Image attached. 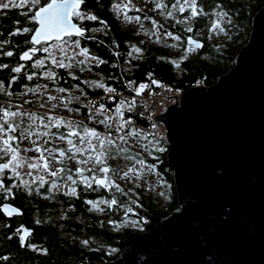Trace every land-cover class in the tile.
<instances>
[{"label": "trees", "instance_id": "obj_1", "mask_svg": "<svg viewBox=\"0 0 264 264\" xmlns=\"http://www.w3.org/2000/svg\"><path fill=\"white\" fill-rule=\"evenodd\" d=\"M135 1L136 8L130 11L125 9V11L128 17L131 15L139 16L138 22L136 20L132 22L131 19L123 22L117 19L112 9V3L115 0H86L83 4L81 11H90L98 19L90 22L78 21V25L85 29V33L83 37L73 36L72 39L79 38L82 48H86L90 54L106 61L99 66L93 63L89 64L91 70L88 68L89 73L87 75L83 74L84 70L80 71L81 66H76L71 71L78 79L73 80L68 75L69 70L55 68L51 60L45 59V68L43 69L28 68L22 70L21 74L11 73L10 69H2L0 70V80L7 85L12 75H19L21 78L13 83L9 89L14 93L22 91V85L32 87L39 83L47 84L49 89H54L56 87L71 88L72 85L79 84L80 88L87 93L86 99L81 97L83 104L90 96L101 91V89L90 87L83 81H100L105 86H113L123 91L131 89L128 87L129 81L134 82L133 87L137 81L151 78L170 83L182 92L197 82L209 86L215 82L217 76L226 72L233 65L236 53L247 41L253 14L264 4V0H197L198 7L204 8L208 15L186 19L190 13L174 11L172 17L167 16L166 13L172 10L171 5L175 3V0ZM156 3L168 7L157 9ZM216 4H222L224 9L231 13L232 19V24L222 25L227 33L223 34L229 39L224 47H221L227 48L226 52L223 50V55H219L218 51L220 50L218 48L220 47L215 48L205 38V35L197 36L202 30H208L211 26L212 20L215 19L212 12ZM23 11L26 9H0V40L7 39L9 41L3 46V50L16 53L13 57L0 56V63H8L10 67L19 62L18 53L26 47L25 41L28 40L30 34L9 36V31H14L18 27L21 29L34 27L31 21L20 14ZM17 21L19 23H16ZM97 27H101V29L97 32L90 31V29ZM188 27L192 28L191 32L187 31ZM157 29L177 35L179 39L176 48L184 47L187 44L185 43L187 35H192L198 39L201 37L203 46L196 49L194 54H188L180 59L171 58L168 56L169 52H165L155 42ZM233 42L236 43L234 49L231 48ZM131 44L138 46L142 52L132 63L131 68L125 70L121 63L124 53ZM184 52L185 50L180 54L183 55ZM204 53H209L210 59L202 57ZM44 54L40 51L38 58L42 59ZM175 60L180 62L179 70H176ZM49 66L54 67L58 77H60L56 85H53L44 76V72L48 70ZM24 71L36 72L37 76L32 81H28L23 77ZM70 94L79 95L80 93L75 89H72L71 93H56L60 96ZM0 96L6 100H15V95L11 98L3 94ZM24 101L20 100L19 103L25 106L39 107V102L33 101L31 104H24ZM69 107L79 108V112H68L62 107L55 110L76 116L85 114V107L79 103H72ZM25 111H30V109ZM128 115L139 117L138 108L135 107L131 113L126 111L125 116ZM71 120L81 121L76 118ZM83 122L89 127H96L97 130L103 131V127L94 122L87 120ZM61 130L67 131L66 129ZM160 144L165 148V151L155 153L158 159L143 157L148 163L155 164L156 171L162 176L161 187L157 192L144 189L140 185L137 187L135 184L130 192L124 189L128 195L123 196L120 193L109 192L105 189H100L98 192L85 191L83 184H80L77 186L79 198L70 197L64 195L65 191L62 190L50 193L48 189L51 188V181L54 178L44 174L48 183H45L43 187H38V181L31 183L34 179L32 177L28 188L23 186L13 188L12 195L8 196L7 199L3 198L4 193H0V264H95L99 261L108 262L113 259L123 248L124 237L134 230L130 226L116 225L117 221L119 222L123 218L124 209L131 208L132 211L128 214L143 223L144 220L135 214L136 209H145L153 215L165 216L178 204L172 170L166 161L168 146L161 141ZM52 146L53 144L48 145V147ZM54 146L68 147L66 142L62 141H56ZM120 161H110L109 163L111 167H119ZM57 167L71 168L74 171L80 165L76 164L75 161H65L63 165H53V170ZM8 177L10 176L5 173L2 178L6 187H10L13 182L18 184V181H13ZM56 182L59 183L60 181L57 180ZM160 193H164V195H160ZM113 195L119 201V206L114 205L112 208H108L103 205V212L88 211L91 206L84 203L85 200L111 199ZM6 201L18 206L22 210V214L19 216L5 215L1 210V205ZM21 224L32 229V232L25 237L23 242L20 239V232L17 233ZM81 240H88L89 244L83 245Z\"/></svg>", "mask_w": 264, "mask_h": 264}, {"label": "water", "instance_id": "obj_2", "mask_svg": "<svg viewBox=\"0 0 264 264\" xmlns=\"http://www.w3.org/2000/svg\"><path fill=\"white\" fill-rule=\"evenodd\" d=\"M156 121L165 123L178 204L165 216L136 209L144 230L95 264H264V4L233 65L209 86L188 87ZM5 205L22 214L6 201L5 215Z\"/></svg>", "mask_w": 264, "mask_h": 264}, {"label": "snow or ice", "instance_id": "obj_3", "mask_svg": "<svg viewBox=\"0 0 264 264\" xmlns=\"http://www.w3.org/2000/svg\"><path fill=\"white\" fill-rule=\"evenodd\" d=\"M83 3H85V0H0V9H26L20 14L34 24V27H23L22 29L18 27L8 33L9 36L23 33L30 34V39L25 41V45L30 46L27 47V50L18 53L19 61H33V56L40 51L48 53V57L45 59H51L55 68L69 70L68 75L73 80L78 79L71 71L74 67L81 66L80 71H83L85 67H88L89 62H95L97 66L106 63V61L90 55L86 48H80L79 39H72L74 35L78 37L84 35V29L73 23V18L81 21L98 19L95 15L80 11V5ZM129 4L130 0L128 3L114 4L113 8L119 12L128 8ZM155 7L160 9L168 6L156 3ZM171 8L172 10L166 13L168 17H172L174 11L190 13L189 16H186V19L208 15L204 8L198 7L197 0H175ZM212 15L215 19L211 22L210 31L227 34L225 27L222 25L232 24L231 13L225 10L222 4H216ZM126 19H135L138 22L140 17L129 18L126 16ZM16 23H19V21ZM93 31H97V29H93ZM187 31L191 32L192 28L188 27ZM166 34L168 36L172 35L171 33ZM174 39L178 40L179 37H174ZM188 42L194 44L196 49L202 47L200 43L191 38ZM8 43L7 39L0 40V56L13 57L16 55L13 51L3 50V46ZM36 45H40V47L37 48ZM50 48L63 53V56L57 58L53 52L49 51ZM69 48L73 49L72 55L67 54ZM78 48L80 51L76 52L75 49ZM133 51L139 53L140 49L133 47ZM128 55L132 56V52H129ZM78 56H82L83 59H77ZM45 59H35L31 67L36 69L45 68ZM25 67L24 63H17L16 66L12 67L8 63H0V70L10 69V72L15 74H21ZM55 68L49 66L48 70L44 72L45 78L50 80L53 85L58 84L60 79ZM89 70L91 69L89 68ZM36 76V72H23V77L28 81H32ZM20 78L19 75H12L7 85L0 80V94L11 98L13 95L26 96L31 93L37 97L41 109L46 108L49 104L51 107L44 113H37L23 110V105L13 106L10 102L0 104V193L5 194L4 199L12 195L13 188H20L21 186L28 188L30 182L24 180L23 175L33 176V172L36 175L31 183L38 181V187H43L45 183H48L44 175L40 174L46 173L54 178L51 181V188L48 189L50 193L58 192L63 185L67 189L63 193L64 195L79 198L77 186L80 184H83L85 191L98 192L100 189H105L109 192L114 191L127 196L128 192H125L121 185L117 183V178L134 182L140 180L145 172L155 171L156 165L148 163L143 158L142 153H146L147 156L156 160L158 157L155 153H162L165 148L161 146L160 139L156 134L136 128L131 116L125 118V112L131 113L136 107L135 97L120 99L113 110L110 106L106 107L103 101L115 100L117 90L111 86L106 87L103 82L83 81L90 87L102 89L104 92V95L98 100H88L87 104H83L81 97L86 99L87 93L80 88L79 84L72 85L71 88L56 87L49 89L47 84L37 83L35 87L22 85L25 91L21 93L10 91L12 84ZM133 83V81H129L128 87L131 88L136 97H139L148 88L147 84L132 87ZM152 83L158 82L153 80ZM72 89L80 94L67 96L50 94L51 91L58 94L71 93ZM31 103L30 100L24 101V104ZM72 103H79L82 107H85L87 109L85 119L102 126L103 131L97 130L96 127H89L83 121L65 119L62 116L51 114L53 110L60 107L68 112H79V108L69 107ZM25 124H27L26 127ZM153 128H155V125H153ZM52 129H55V131H52ZM23 140H29L33 147L21 150L19 142ZM141 140L144 141L141 150L134 151L130 141L138 143ZM56 141L66 142L68 147H56L54 146ZM49 144H53V146L48 147ZM21 151H35L39 155L25 159L21 155ZM119 160L127 162L124 168L110 166V161ZM65 161H75L80 167H76L74 171L65 167H57L53 170V165H63ZM22 168H27L28 171L22 174L20 171ZM6 172L12 174L8 179L19 180V183L13 182L10 187H6L2 179ZM85 173H88V175H85ZM57 180L61 183L58 184ZM94 185L95 187H93ZM136 186L139 187L138 184ZM160 195H164V193H160ZM84 203L91 206L88 211L103 212L104 208H101V205H106L108 208H112L114 205L119 206V201L115 195L111 199L85 200ZM4 210L7 215L19 214L17 209L10 208L8 205L4 206ZM131 211V208H126L125 214L127 215ZM19 232L20 229H17V233ZM28 234L25 232L24 235H21V242L25 240ZM81 244L88 245L89 241L81 240Z\"/></svg>", "mask_w": 264, "mask_h": 264}, {"label": "rangeland", "instance_id": "obj_4", "mask_svg": "<svg viewBox=\"0 0 264 264\" xmlns=\"http://www.w3.org/2000/svg\"><path fill=\"white\" fill-rule=\"evenodd\" d=\"M129 0H115V2L112 3V9H113V12H114V15L117 17V19L125 22L129 19H126V16H127V13L125 11V9L123 11H116L114 8H113V5L114 4H123V3H128ZM136 5V1L135 0H130V4H129V7L126 8L128 11L130 10H133L135 9ZM82 13H86L88 14L86 11H81ZM128 17V16H127ZM134 16L131 15V17L129 18H133ZM132 22L135 21V19H131ZM130 26H131V23H130ZM93 29H97V31H99L101 29V27H97V28H92L91 29V32H97V31H93ZM205 35L206 39L210 42V44L214 45L215 48H218V51L219 52V55H223V50L224 52L227 51V48H221L222 46L224 47V44L226 42L229 41L228 37L226 35H224L223 33H217V32H213V31H210V27L209 29H204L202 30L201 33H198L197 36H203ZM155 42L157 43V45H159L165 52H169V57L171 58H176V59H180L181 57H185L187 56L188 54H194L196 53V48H194L192 45H187L185 44L184 47L182 46H179L176 48L177 44H178V40L177 39H174V37H177V35H171V36H168L166 34V32H164L163 30H159L157 29L156 31V34H155ZM201 38V37H200ZM199 38V39H200ZM203 38V37H202ZM67 39V37H66ZM76 39H79L77 37L73 38V40H76ZM51 43V42H50ZM235 42H233V46L231 48H235ZM133 47H136V48H139L138 46L134 45V44H131L129 49L126 50V53H124V56H123V61H122V68H124L125 70H128L129 68H131L132 66V63L135 61V59L141 54L142 50L140 49V52L139 53H136L133 51ZM80 48H82L80 46ZM169 48H171L169 50ZM190 49H194V50H190ZM184 52V54H180L181 52ZM50 52H53V54L57 57V58H61L63 56V53H60L58 51H55L54 49L50 48L49 49ZM76 52H79L80 49H75ZM129 52H132V56H129L128 53ZM44 53V52H43ZM73 53V49L69 48L67 49V54L68 55H72ZM216 53V51H215ZM92 55V54H90ZM94 56V55H92ZM46 57H48V53H45L44 56L42 57V59H45ZM168 57V58H169ZM204 58H207V59H210V55L209 53H204L203 56ZM77 59H83L82 56H78ZM51 60V59H49ZM102 60V59H101ZM170 60H173V59H170ZM176 61V60H175ZM178 61H181V60H178ZM67 62V61H66ZM96 64L95 62H89V64ZM175 63V67H176V70H179V63L180 62H174ZM89 64H88V67H85L84 68V71H83V74L84 75H87V73H89L88 71V68H89ZM197 83H200V82H197ZM36 85V84H35ZM35 85H33L32 87H35ZM42 85V84H41ZM25 91V88H23L22 91H20L19 93L21 92H24ZM52 95H56V92L55 91H51ZM15 99H18V100H30V101H34V102H37L38 103V99L36 96H33L31 93H29L28 95L26 96H20V95H15L14 96ZM9 102V101H7ZM11 104H13L12 102H10ZM55 103V102H53ZM3 104V103H2ZM15 105H21L19 103H14L13 106ZM48 108L51 107V105H47ZM48 108H44V109H41L40 107H36V108H33V110H30V111H34V112H37V113H44L48 110ZM26 109H31V108H27L26 106H23V110H26ZM64 113V112H63ZM62 112H59L57 110H53L51 114L53 115H59V116H62L64 117L65 119H74V117L70 114H68L67 112L65 114H68V115H65L63 114ZM79 120V119H78ZM82 121V120H81ZM25 127L27 126V124L24 125ZM144 143L143 140L139 141L138 143L135 142V141H130V145L132 146L133 150L134 151H140L141 150V146L142 144ZM19 147L21 148V150H23L24 148H31L33 147V145L31 144V142L29 140H23V141H20L19 142ZM21 155L23 157H25V159H29V158H33V157H36L39 155V153L35 152V151H31V152H23L21 151ZM142 156L143 157H149L147 156L146 153H142ZM127 164L126 161H123L121 160L120 161V168H124L125 165ZM21 173L23 174L24 172L28 171L27 168H22L20 169ZM7 175L11 176V172H6ZM41 175H44L46 173H40ZM36 173L33 172V176H27V175H23V179L24 180H27V181H31V178L32 177H35ZM18 181L19 183V180H16ZM161 181H162V176L159 172L155 171L154 172H145L144 175L142 176V178L140 180H137V181H134V182H130V181H126V180H120L117 178V183H119L121 185V187L127 191L129 190H132V187L135 185V184H138L140 185L142 188L144 189H150L152 190L153 192H157L160 190V187H161ZM61 183V182H59ZM58 183V184H59ZM60 190L62 191H66V187L65 186H61ZM130 192V191H129ZM96 200H99V199H96ZM103 205H101L100 207L102 208ZM126 213V210L124 209V215H123V218L121 219V221H117V224L116 225H123V226H130L131 228H133L134 230L136 229L137 231H142L144 230V226H145V223H147L148 221L144 218V217H141L144 222H140L138 219L134 218L131 214H128L127 215L125 214ZM136 214V212H135ZM134 222V223H133Z\"/></svg>", "mask_w": 264, "mask_h": 264}, {"label": "built area", "instance_id": "obj_5", "mask_svg": "<svg viewBox=\"0 0 264 264\" xmlns=\"http://www.w3.org/2000/svg\"><path fill=\"white\" fill-rule=\"evenodd\" d=\"M153 80L157 81L158 83H152ZM140 84H147L148 88H146L139 97H136L135 93L131 91V89L123 91L114 87L117 90L116 99L105 100L103 102L105 103L106 107L110 106L114 110L120 99H123L125 97H135L136 107L139 111V117L128 115L132 117L134 126L146 132H152L156 134L159 137L160 141L167 145L168 142L164 129L165 123L156 120L158 119L159 115L163 114L167 106L172 105V101L174 102V104H177L180 101L182 91L175 88L170 83L162 82L155 78L141 79L137 81L133 87H138ZM103 95L104 92L101 89V91L90 96L84 104H87L88 100H98ZM86 116L87 109L85 108V114L83 116L73 117L79 120L86 121ZM128 116H125V118H128ZM153 125H155V128H153Z\"/></svg>", "mask_w": 264, "mask_h": 264}, {"label": "flooded vegetation", "instance_id": "obj_6", "mask_svg": "<svg viewBox=\"0 0 264 264\" xmlns=\"http://www.w3.org/2000/svg\"><path fill=\"white\" fill-rule=\"evenodd\" d=\"M86 1V0H85ZM84 4V3H83ZM83 4H81L80 5V11H81V8L83 7ZM87 12V11H86ZM88 14H91V15H93V13L92 12H90V11H88L87 12ZM73 20L77 23L78 21L79 22H90V21H93V20H87V19H85V20H78V19H76V18H73ZM102 21V20H101ZM78 24V23H77ZM81 28H83V27H81ZM84 29V28H83ZM85 30V29H84ZM90 31H91V29H90ZM84 33H85V31H84ZM75 36V35H74ZM66 38V37H65ZM28 40H29V38H28ZM30 45H26V47L23 49V50H27V47H29ZM37 48H39V45L37 46ZM38 53L39 52H37L36 54H35V56H33V61L35 60V59H37L38 58ZM18 61H19V59H18ZM33 61H19L18 63H24L25 64V69H28V68H30V69H35V70H37L36 68H32L31 67V64H32V62ZM13 66H16V64H14ZM14 99H15V97H14ZM7 101H9V102H12L13 104L14 103H19V101L20 100H18V99H15V100H6V99H3V98H1V96H0V104L1 103H5V102H7ZM33 102V101H32ZM20 104V103H19ZM22 105V104H21ZM23 106H25V105H23ZM26 107L27 108H31L30 110H33V108H35V107H30V106H27L26 105ZM63 114H65V113H63ZM69 114V113H68ZM68 114H65V115H68ZM70 115H73V114H70ZM74 116H76V115H74Z\"/></svg>", "mask_w": 264, "mask_h": 264}]
</instances>
